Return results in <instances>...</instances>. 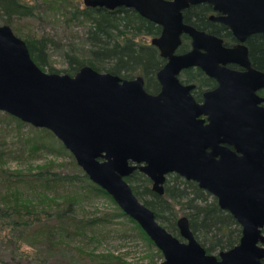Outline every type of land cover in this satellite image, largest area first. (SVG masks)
Returning <instances> with one entry per match:
<instances>
[{"label": "water", "instance_id": "95a60500", "mask_svg": "<svg viewBox=\"0 0 264 264\" xmlns=\"http://www.w3.org/2000/svg\"><path fill=\"white\" fill-rule=\"evenodd\" d=\"M85 7L131 8L159 25L151 39L165 64L156 76L157 94L143 78H122L84 65L74 75L43 71L23 39L0 25V112L49 130L89 179L142 228L162 254L157 264H264V72L251 67L252 34L264 37V0H82ZM208 3L239 41L221 39L183 22L182 11ZM192 48L175 53L181 34ZM237 63L245 71L219 64ZM200 67L218 86L203 103L177 74ZM228 146H231L229 148ZM135 169L163 194L168 174L197 183L241 227L239 242L209 254L196 240L186 216L176 221L181 240L142 203L125 180Z\"/></svg>", "mask_w": 264, "mask_h": 264}, {"label": "trees", "instance_id": "16d2710c", "mask_svg": "<svg viewBox=\"0 0 264 264\" xmlns=\"http://www.w3.org/2000/svg\"><path fill=\"white\" fill-rule=\"evenodd\" d=\"M0 13L8 18L14 16L29 18L35 16L36 7L21 0H0ZM71 15L72 19L88 24L83 36L87 49L86 55L82 58L74 54L67 55L68 68L64 73L74 75L80 67L89 65L99 72H109L128 79L140 75L146 80V88H151V81L156 72L162 68L164 59L153 45L139 38L158 35L160 32L158 25L143 18L135 10L125 7L108 10L84 6L81 9L73 8ZM187 20L192 25L206 29L203 21ZM24 41L35 63L45 72H55L51 67L46 69L45 38ZM183 47L181 45L179 49ZM248 47L251 62L264 72V38L261 35H253L248 41ZM5 118L8 122L15 121L20 126L28 125L34 133L31 136L26 135L25 138L17 137L20 145L19 153L22 148H26L29 155H34L43 147L48 151H54L47 144L39 141L37 138L39 135L44 139L50 136L58 142L59 149L67 151L61 141L49 130L34 128L16 117L0 112V121ZM3 154L0 150V158ZM69 156L75 169L73 174L52 171L49 166L28 173H13L0 167V188L14 189L12 201L5 197L0 199V264H45V260L41 259V252L36 251L38 248L34 247L36 240L28 241L31 238L29 235L35 231L40 232L41 235V239L37 241L51 247L53 240L62 242V238L80 237L88 228L97 224H111L113 218H119L107 217V215L93 218L76 217L74 204L69 200L65 201L66 205L61 208L51 210L42 208L37 211L31 201L19 202L17 199L20 196L21 185L32 191L40 188L42 196H45L44 192L54 190L62 184L77 183L96 194L105 195L116 206L114 215L132 222L138 232L155 246L138 223L127 216L106 191L89 179L71 154ZM125 180L131 185L136 197L153 210L155 217L164 222L163 226L180 240L176 224L177 213L184 211L196 240L207 253L214 254L216 250L219 252L229 249L239 242L241 227L237 221L228 211L219 208L216 199L199 188L197 183L170 173L166 177L163 194L159 195L151 190V181L148 177L137 169L125 177ZM59 245L64 244L58 243ZM156 249L159 257L162 258L160 250Z\"/></svg>", "mask_w": 264, "mask_h": 264}, {"label": "rangeland", "instance_id": "374dc122", "mask_svg": "<svg viewBox=\"0 0 264 264\" xmlns=\"http://www.w3.org/2000/svg\"><path fill=\"white\" fill-rule=\"evenodd\" d=\"M30 6L36 7L34 17H10L0 13V25H9L16 36L21 39L45 38L47 47L45 57L46 69L50 67L59 73H64L68 68L67 55L74 54L80 58L86 55L87 45L83 40L84 32L88 27L86 22L72 19L73 8L84 7L82 0H21ZM151 36L140 37L149 43ZM3 113V112H2ZM10 123V124H9ZM33 127V126H32ZM35 128V127H34ZM28 125H17L15 121L8 122L5 118L0 121V150L4 153L0 158V167L13 173L35 172L42 167H50L52 171L73 174L75 172L70 152L62 151L58 142L51 138L37 137L54 151L44 147L34 155L28 154L26 148L21 149L17 137L33 135ZM72 155V154H71ZM14 189L0 188V199L5 197L10 201L14 199ZM20 201H31L35 209L61 208L65 201H72L74 213L79 218L93 217H119L113 218L111 224H97L85 230L83 236L62 238V242L53 240V246L48 247L37 241L41 239L40 232L35 231L29 236L28 241L36 240L41 259L45 264H157L163 260L157 249L146 240L137 230L135 225L116 213L115 204L105 195H99L82 187L80 184H62L58 188L44 192L32 191L21 185L19 189ZM26 195V196H25ZM1 202V200H0ZM109 215V216H108ZM178 218L184 216V211L177 213ZM164 225L162 219H158ZM91 229V230H90ZM57 239V238H56ZM62 243L64 245H59ZM34 248V249H35ZM218 250L214 251L216 254Z\"/></svg>", "mask_w": 264, "mask_h": 264}, {"label": "flooded vegetation", "instance_id": "af4514ba", "mask_svg": "<svg viewBox=\"0 0 264 264\" xmlns=\"http://www.w3.org/2000/svg\"><path fill=\"white\" fill-rule=\"evenodd\" d=\"M182 15H183V22L185 24L193 26L197 30H201V31H204L208 34H212V35L216 36L217 38L221 39V44L225 48H232L239 43V41L233 36L229 27H227L225 24H223L222 22H220L217 19V17L221 16V13L215 11L213 9V7L208 3H198V4L190 5L188 8H186L182 11ZM187 19H189L190 21H194V22L203 21L206 25L205 26L206 29H202L196 25H192L191 23H188ZM160 32H161V27H160ZM160 32H159V34H160ZM159 34L156 36H159ZM253 35H261V34H252L245 40V42L243 44L247 47V50H249L248 41ZM156 36H152L151 39L153 37H156ZM151 39H150L149 44H151ZM180 39H181V43L178 46V48L176 49L175 53L184 54V53L190 51L192 48L191 37L189 35L183 33V34H181ZM181 45H183L184 47L180 50L179 47H181ZM155 48L157 49V47H155ZM157 51H158V54L160 55L158 49H157ZM248 57H249L251 67L257 71H261L260 69H258L257 67H255L253 65V63L250 60L249 53H248ZM161 58L164 59V64H165L166 59L163 57H161ZM219 66L224 67V68L229 69V70L239 71V72H243L246 70L245 67H243L237 63H231V62L225 63V64L220 63ZM157 72H156V74H157ZM156 74H155L154 79L151 81L152 86L150 89L146 88V80L141 76L143 78L144 88L150 94H157L161 90V84H160L159 80L157 79ZM135 77H137V76H135ZM135 77H133V78H135ZM133 78H129V79H133ZM177 78L182 85H193V88L191 89V95L193 96L195 101L198 103H203L204 93L211 91V90H214L218 86L217 80L213 77L208 76L198 66H192V67L184 68V69L180 70V72L177 74ZM126 79H128V78H126ZM257 94L261 97H264V88L257 90ZM262 105H264V103H262ZM228 147L232 149L231 146H228ZM212 197L215 198L214 196H212ZM216 202H217V200H216Z\"/></svg>", "mask_w": 264, "mask_h": 264}]
</instances>
